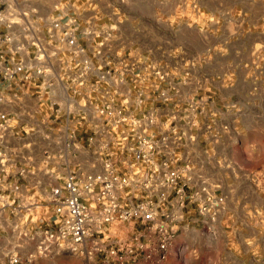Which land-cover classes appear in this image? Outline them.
<instances>
[{"label": "built area", "instance_id": "1", "mask_svg": "<svg viewBox=\"0 0 264 264\" xmlns=\"http://www.w3.org/2000/svg\"><path fill=\"white\" fill-rule=\"evenodd\" d=\"M113 33L0 0L5 264H165L187 233L232 223V182L245 174L216 149L230 124L209 95L180 99L175 63L115 48Z\"/></svg>", "mask_w": 264, "mask_h": 264}, {"label": "rangeland", "instance_id": "2", "mask_svg": "<svg viewBox=\"0 0 264 264\" xmlns=\"http://www.w3.org/2000/svg\"><path fill=\"white\" fill-rule=\"evenodd\" d=\"M55 3L41 0L39 11H50ZM116 3L119 14L152 17V42L165 47V57L174 55L168 59L181 57L175 63L176 74L186 77V81L196 77L195 86L203 81L204 87L209 84V90L216 93V103L227 107L232 118L242 119L240 111L244 108L251 112L247 137L233 145L231 152L238 169L246 174L245 182L243 177L242 183L232 184V204L238 203L232 208V223L222 220L224 226L217 227L213 235L187 233V249L172 255L165 264H264V0ZM155 52L153 60L159 58ZM257 108L262 111L261 118H255ZM243 201L248 203L245 211L240 208ZM4 244L0 240V264L6 261L1 254ZM17 264L86 263L72 256H22Z\"/></svg>", "mask_w": 264, "mask_h": 264}, {"label": "crops", "instance_id": "3", "mask_svg": "<svg viewBox=\"0 0 264 264\" xmlns=\"http://www.w3.org/2000/svg\"><path fill=\"white\" fill-rule=\"evenodd\" d=\"M23 3L33 6L37 9L38 13L42 15L52 14L59 16H76L78 21H85L90 19L95 25H111L114 28V37H113V46L116 48L118 45H125L127 47H132L135 51L139 52V55L142 57H149L154 62L164 63L166 65H171V63H178L181 57L172 60L171 57L168 59V52L164 49L161 44H154L152 42V17L150 15H141L134 14L124 15L119 14L117 3L118 0H55L56 3L54 6L56 8L50 11L40 12V1L41 0H20ZM152 1V0H150ZM60 5L59 7H57ZM90 6V7H89ZM120 16H124V19H120ZM124 33H127L124 34ZM123 35V38L122 36ZM158 55L157 60L152 59V52ZM174 56V55H170ZM177 61H176V59ZM172 60V61H171ZM171 61V62H170ZM183 76L176 74L172 77L173 82L175 83L176 88L179 91L180 99L183 101L188 98L194 91L200 94H207L212 98V109L215 114V120L224 121L230 124V130L222 137L220 142L217 144L216 149L218 153L232 152L233 145H239L242 140L246 139L248 126L247 118L249 117L250 111L247 108H244L240 111L242 119L240 116L232 118V115L228 111L227 107L219 106L214 97L216 93L209 90V84L204 87V81L201 86H195L196 77L189 78L187 81ZM197 79H201L198 78ZM206 81V80H205ZM226 106V105H225ZM262 111L257 108L255 118H261ZM253 117V116H252ZM246 122V123H245ZM246 177V174H245ZM244 179V182L246 178ZM235 182L236 184L242 183ZM234 182H232L233 184ZM232 191L230 193V201L233 200ZM242 197V196H241ZM243 210L245 211L248 208L247 202H242ZM2 240V239H0ZM3 241V240H2Z\"/></svg>", "mask_w": 264, "mask_h": 264}]
</instances>
